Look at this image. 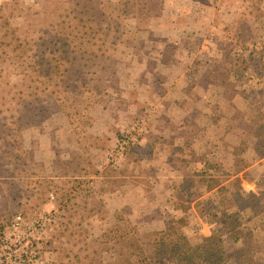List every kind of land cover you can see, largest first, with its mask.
Here are the masks:
<instances>
[{
	"label": "rangeland",
	"instance_id": "rangeland-1",
	"mask_svg": "<svg viewBox=\"0 0 264 264\" xmlns=\"http://www.w3.org/2000/svg\"><path fill=\"white\" fill-rule=\"evenodd\" d=\"M11 1L15 8L22 7V11H19L22 16H17L13 23L30 35L39 32L38 29L47 21L49 26L43 29H49L50 24L54 25L64 2L39 0L40 4L36 5L35 0ZM128 1L137 13L142 12L143 7L155 13L160 6L165 12L162 16L143 19L142 16L132 14V10V13L117 19L119 31H131V35L136 38L133 41L134 46L117 44L111 49V73L116 82L111 88L114 96L108 102L109 105H94L91 111L94 120L87 130H81L82 134L79 136L62 111L51 110L42 124V134L36 135L40 130L32 131L34 134H27L26 140L27 146L41 151V157L46 161L55 158V151L61 152L64 160H67V155L73 157V162L80 164L84 175L91 180L88 184L93 194L91 202L98 201V204H94L95 217L105 216L104 211L107 209L112 213L122 207H128L132 211V224L138 229L142 242L146 243L145 227L139 223L151 225L154 229L164 228V217L168 216L162 217L161 214L167 203L166 195L171 193L173 180L178 183L182 181V170H178L180 164L176 161L177 156L182 155L181 151L176 150V146L179 140L186 139L185 129H181L184 121L182 116L188 115L189 123L197 121L205 127L207 145L196 152L199 165H204L210 173L219 175L222 171L215 170L218 161L219 164H224L228 171L234 172L240 156L253 158V166L249 165L251 162L247 163L249 166L238 176L222 175L221 180L225 184L231 183L234 189L243 184L246 188L257 191L259 195H264V159L259 160L264 158V82L256 78L252 67L244 69L240 66L234 75L224 68L235 62V53H242L244 58L252 60L264 52V0H213V3L210 0ZM208 6L213 9L220 8L216 14L211 13L207 17L204 13L197 14L192 23L187 25L188 28H185L187 30L183 29L187 34H184L182 29H171L169 22L172 17L168 11L179 14L187 11L198 12L199 8L202 11L208 9ZM42 10L45 16L41 17L46 19L35 15ZM31 16L32 18H29ZM182 16H178L176 22L180 28L186 24ZM213 19V22H209ZM199 25H202L201 30ZM149 69L152 72L143 81L147 89H143L138 82L141 77H135L134 74L140 75ZM165 69L173 71L174 75L168 77ZM213 70L223 74L227 72L229 78L225 86L210 85L206 71ZM156 71V75H153ZM68 76L66 81L73 82V78ZM6 77L12 84L18 79L19 89L25 88L20 84L22 74L19 69L13 68ZM78 83L82 84L83 81ZM51 84L48 82L46 86L42 85V96H52L54 103L61 104L60 101L69 90L56 84L57 86H52L54 95L50 96L48 94L52 92ZM15 92V88L5 89L1 86L0 95L7 97L5 102L8 106L16 109L21 106L15 113L22 114L26 112L22 107L24 102L21 101L20 104V98L15 97ZM194 93L200 94L199 106H193L198 99ZM15 100L18 102L15 103ZM182 101L184 105L181 104ZM186 101H189V104ZM24 107L31 109L28 105ZM189 114H192L193 118ZM220 121L224 123L223 128L222 124H218ZM230 130H233L231 136L228 135ZM122 133L132 138L130 141L136 145L134 148H127L130 141L121 137ZM222 136L230 138L224 142ZM5 140L0 139V162L9 164L13 161L9 164L12 175L1 179L0 185L8 189L11 181L20 183L19 191L15 189L14 193L24 195H18V200L15 201H2L5 202V211L0 208V220L8 227L18 214H22L27 224L44 218L45 228L32 236L29 245L30 250L34 252L36 248H41L43 262L40 260L33 264H50L51 260L66 258L73 247L71 235L79 230L76 217L70 213L65 216L55 214L57 206L53 196L42 193L43 187H39L40 192H32L35 188H32L30 183L15 180L24 176V170L20 161L14 160L9 148L5 150ZM73 152H79L77 158ZM7 154L10 155L9 158ZM228 159H232L231 162L228 163ZM2 166L0 165V169H5ZM107 172L116 180H106ZM201 181L200 177H188L187 193L194 196L195 186ZM104 188L105 191L101 190ZM95 192L99 194L94 195ZM207 203V197L197 198L192 203L189 223L202 217ZM245 207L248 209L247 215L250 213L252 216L250 219L243 217L246 223L259 217L260 221L256 222V225L260 234L257 233L256 243L248 242L253 247L247 248L244 244H235L232 241L230 247L244 257L247 264H264V213L259 211L260 206H256L252 199L246 202ZM49 217H52L50 221ZM203 231L207 236L211 235L208 226L205 225ZM11 249L17 250L18 253L24 251L23 247L12 246ZM89 251L92 252L93 249L90 248ZM0 253L4 257V253ZM103 255L106 261L115 258L112 252H104Z\"/></svg>",
	"mask_w": 264,
	"mask_h": 264
},
{
	"label": "trees",
	"instance_id": "trees-1",
	"mask_svg": "<svg viewBox=\"0 0 264 264\" xmlns=\"http://www.w3.org/2000/svg\"><path fill=\"white\" fill-rule=\"evenodd\" d=\"M34 3L40 4L39 0H35ZM62 6L63 9L54 25L50 24L49 29H43L49 26L47 21L42 24L40 30L38 29L39 32L32 34L37 35L32 36L13 23L17 16H22L19 15L22 7L17 9L11 0H0V64H2L0 91L1 86L5 89L15 88V97L20 98V104L22 101L24 106L28 105L31 108L22 106L26 112L16 114L21 106L18 109L8 106L5 102L7 97L0 95V139H6L5 150L9 148L14 160H19L24 170V176L15 180L30 183L32 188H35L32 192H40L39 187H43L42 193L53 196L57 206L55 214L65 216L70 213L76 217L79 226V230L71 235L70 241L73 247L70 254L66 258L48 262L50 264H247L244 257L236 250H232L230 241L244 244L247 248L253 247L248 242L256 243L260 234L256 222L258 223L260 219L256 217L246 223L243 217L247 216L250 219L252 216L250 213L247 215L248 209L245 204L252 199L256 206H260L259 211L264 213V195H259L256 191L241 185L238 189H234L231 183L222 182V175L238 176L248 167L247 159L243 156L239 157L234 172L228 171L224 164L218 163L219 161L215 166L216 171H222L219 175L210 173L206 166L199 165L196 152L204 149L207 142L205 127L197 121L182 122L181 127L185 129L186 139L179 140L176 146V150L182 152V155L177 156L176 161L180 164L178 170H182L185 178L200 177L202 181L195 186L194 196L187 193L188 188L184 182L181 184L172 181L171 193L166 195L167 203L161 214L162 217L168 216L164 228L154 229L150 227L151 225L139 223L140 226L145 227L146 243L142 242L138 229L133 226L130 216L132 211L128 207H122L112 213L107 209L104 211L105 216L95 217L94 204H98V201L91 202L93 194L88 185L91 180L84 175L80 164L73 162V157L67 155V160H64L61 152L55 151V158L46 161L41 157V151L27 146L26 135H33L32 131L36 130H40L36 135L42 134V124L51 110L62 111L67 121L74 126L78 136L82 134L81 130H87L94 120L91 115L94 105L101 104L107 107L114 96L111 88L115 86L116 80L111 73V49L117 44L134 46L133 41L136 37L131 35L133 32H120L117 19L132 13V10V14L142 16L143 19L162 14L160 8L162 6L158 9L155 7V13L149 8L140 7L142 12L137 13L128 0L118 2L64 0ZM35 15L42 18L44 12L42 10ZM234 56L235 62L224 67L230 70L232 75L240 66L244 69L252 67L256 78L264 82V52L252 60L244 58L242 53H235ZM6 64L8 66H5ZM13 68L19 69L22 74L20 84L25 86L24 89H19L18 79L12 84L6 77ZM227 75V72L223 74L218 73L217 70L206 71V76L213 87L225 86L229 78ZM67 76L72 77L74 81H66ZM80 81L83 83L79 84ZM48 82L52 83L50 89L53 88L52 86H57L56 84L68 88L66 96L61 101L58 100L61 104L54 103V97L51 96L54 95L53 89L48 94L51 97L43 98V90L40 88L43 87L42 85L46 86ZM120 136L129 141L132 139L124 133ZM134 146L136 145L132 141L127 143L128 149ZM73 154L77 158L79 152ZM9 157L10 155L7 154V158ZM62 161L66 162L61 164ZM242 163L244 164L240 166ZM5 164L7 166H4ZM5 164L0 162L2 168L5 167L0 169V180L12 175V169L9 170L10 165L8 162ZM19 186L20 183L15 181L10 182L8 189L0 185V208L3 212L5 211L3 200L15 201L18 200V195H24L19 192L15 195L14 191L15 189L19 191ZM101 190L105 191V188ZM95 194L99 193L95 192ZM204 197L208 198V203L203 209L202 217L189 223L192 203L197 198ZM1 218L4 219L3 216ZM205 225L211 231L210 236L203 231ZM6 227L4 221L0 220V232ZM262 235L264 236L263 233ZM90 248L93 249L92 252L89 251ZM104 252L114 253L115 258L106 261ZM33 255L31 258H36L40 256V252L35 249ZM24 257L28 261L27 264H32L33 259L30 260L28 255Z\"/></svg>",
	"mask_w": 264,
	"mask_h": 264
},
{
	"label": "built area",
	"instance_id": "built-area-1",
	"mask_svg": "<svg viewBox=\"0 0 264 264\" xmlns=\"http://www.w3.org/2000/svg\"><path fill=\"white\" fill-rule=\"evenodd\" d=\"M52 217H49V221ZM46 226L44 218L37 219L32 224H27L22 216L18 214L10 226L6 227L0 234V252L4 253V257L0 253V264H27L28 261L24 255H28L32 260V264L36 261L39 262L42 257L41 248H36L40 252V256L33 257V251L30 250V243L32 236L39 234ZM12 246L23 247V252H16L17 250L11 249ZM34 249V248H33ZM40 262H43L42 260Z\"/></svg>",
	"mask_w": 264,
	"mask_h": 264
},
{
	"label": "crops",
	"instance_id": "crops-1",
	"mask_svg": "<svg viewBox=\"0 0 264 264\" xmlns=\"http://www.w3.org/2000/svg\"><path fill=\"white\" fill-rule=\"evenodd\" d=\"M218 1V0H217ZM210 2L211 3H213V0H210ZM220 6H221V4H220ZM207 7V6H206ZM209 8L208 9H202V11H201V9L199 8L198 9V12H190V13H188V11L187 12H183V13H181V14H179L178 12L177 13H169V11H168V14L172 17V21H170L169 22V24H170V27H172L171 29H182V31H183V29L184 30H187V29H185V28H188L187 27V25L188 24H190V23H192V21H193V19H194V17L197 15V14H202V13H204V15L207 17V16H209V15H211V13H214V14H216L217 13V11H218V9L220 8V7H218V8H215V9H213V8H210V6H208ZM161 12H162V14H161V16L162 15H164V10L163 9H161ZM218 14H220V12H218ZM180 17V16H182L183 18H184V20H185V26L183 27V28H180V27H178L177 25H176V22H177V17L178 16ZM189 16V17H188ZM176 18V19H175ZM214 21V19L212 20V21H209V22H213ZM200 22V21H199ZM202 22H208V21H202ZM202 25H199V29L201 30L202 28H200ZM161 28V27H160ZM168 29V28H167ZM189 30H191V28H189ZM195 30V29H194ZM184 32V34H187V33H185V31H183ZM149 57H150V55H148ZM173 70V69H172ZM150 72H152V70H147V71H143L142 73H140V75H139V73L138 74H134V76L135 77H141L140 78V81H138L139 82V84L141 85V87L144 89V88H146L147 89V85L145 84V83H143V81H144V79L145 78H147L148 77V75H149V73ZM166 74H167V76L168 77H170L171 75L173 76L174 75V73H173V71H170L169 72V70L168 69H165V71H164ZM156 73H157V71L156 72H154V74L153 73H151V74H153V75H156ZM173 73V74H172ZM132 77V76H131ZM165 79V78H164ZM171 79H173V78H171ZM140 85H138V87L140 88ZM145 93V92H144ZM195 94V93H194ZM194 96H196V97H199L200 96V94L198 93V95L197 94H195ZM144 99H146V98H144ZM144 99H142V101L141 102H143L144 101ZM174 102H176V104H179V102L178 101H174ZM174 102H172V104L173 105H176ZM187 103L189 102V101H186ZM184 102L182 101L181 102V104L182 105H184L183 104ZM201 103V99H200V97L196 100V102H194L193 103V106H199V104ZM189 104V103H188ZM172 105V108L174 107ZM192 109H194L195 107H191ZM175 110H178L177 108H175ZM182 112V111H181ZM176 114H178V113H176ZM187 117H184V116H182L181 118L184 120V122L186 121L187 123H189V120L187 119L188 118V115H186ZM189 116L191 117V118H193V116H192V114H189ZM192 120V119H191ZM218 124H222L221 125V127L223 128L224 126H223V122H220V123H218ZM182 129V128H181ZM183 130V129H182ZM228 130V129H227ZM230 134V136H231V134H233V130H230V132L228 133V135ZM230 136H222V137H224V142H227V140L230 138ZM231 151H233V149H231ZM171 154H172V152H171ZM243 157H245L249 162L248 163H250L251 162V164H249V165H254V163H255V161H254V159L252 158H249V157H246V155H243ZM197 158V157H196ZM249 158V159H248ZM262 159H264V158H261V159H259V160H262ZM248 165V166H249ZM243 172V171H242ZM241 173V172H240ZM197 178V177H196ZM109 179H112V182L113 181H115L116 179L112 176V175H110L108 172L106 173V180H109ZM187 179H188V177L187 178H185L183 175H182V181L185 183V185H186V181H187ZM181 181V182H182ZM242 187H244V188H246L245 186H243V184H242ZM157 189V188H156ZM246 189H248V188H246ZM158 190H160V189H158ZM250 190H254V189H250ZM255 191V190H254ZM257 192V191H256ZM169 193V192H168ZM164 216H166V215H164ZM164 218H166L167 219V217H164Z\"/></svg>",
	"mask_w": 264,
	"mask_h": 264
}]
</instances>
